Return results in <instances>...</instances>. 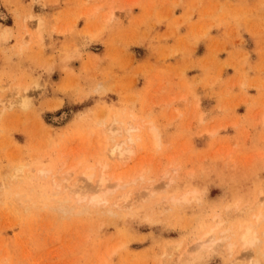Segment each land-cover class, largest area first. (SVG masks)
<instances>
[{"label": "rangeland", "instance_id": "374dc122", "mask_svg": "<svg viewBox=\"0 0 264 264\" xmlns=\"http://www.w3.org/2000/svg\"><path fill=\"white\" fill-rule=\"evenodd\" d=\"M101 172L109 201L80 202ZM248 224L264 0H0V264H264L262 234L225 251ZM211 227L230 237L197 252Z\"/></svg>", "mask_w": 264, "mask_h": 264}, {"label": "bare ground", "instance_id": "6f19581e", "mask_svg": "<svg viewBox=\"0 0 264 264\" xmlns=\"http://www.w3.org/2000/svg\"><path fill=\"white\" fill-rule=\"evenodd\" d=\"M3 29H5V28H3ZM7 29V28H6ZM5 29V30H6ZM8 30V29H7ZM2 32H3V30H2ZM6 32H9V31H6ZM4 34H5V31H4V33L2 34L1 33V37H3L4 36ZM6 36H8V35H6ZM6 36H4L3 38H5ZM7 38V37H6ZM153 132H155V131H153ZM155 134V133H154ZM157 134V133H156ZM155 134V135H156ZM158 136L159 135H156V137H157V139H158ZM129 140H131L132 141V139H131V137H130V139ZM130 141V142H131ZM129 145H130V143H129ZM129 145L127 144V146L128 147H125V146H122L120 143L119 144H117V145H115V146H113L112 147V149H111V153L113 154V155H115V156H120V157H125V155L126 154H128V153H130V151H131V149H130V147H129ZM98 163H100V162H98ZM102 163V162H101ZM101 163H100V165H101ZM101 166H103V167H105L106 165H104V164H102ZM88 167V166H87ZM91 167V166H90ZM90 167H88V168H85V169H83V171H82V174H83V178L82 179H84L85 181H92V180H94L93 178H94V170H93V168H94V166H93V168H90ZM96 167V166H95ZM100 167V166H99ZM18 170V169H17ZM96 170V169H95ZM81 174V175H82ZM98 179V178H97ZM109 176L106 174V173H104V172H101V174L99 175V179H98V181H97V183L94 185H89V183L87 182V183H85V184H78V185H75V184H77V183H75L74 185L75 186H77L76 188H72V185H71V189H70V191H72L73 193H75V194H77V198H78V200L81 202V200L83 201L84 200V203L86 202L87 204L89 203V205H94V206H98L99 204H101V203H107L108 201H109V199H108V195L110 194L109 192H110V187L112 186H110L109 185ZM79 181V180H78ZM116 184H118V185H121V183L119 182V180L116 182ZM67 185V184H66ZM74 185H73V187H74ZM61 186V185H60ZM108 186H110L109 188H108ZM65 187H67V186H65ZM94 190V191H93ZM190 193V192H189ZM188 194V193H187ZM184 196H182V197H184L183 199H187L186 197V193L185 194H183ZM182 197H181V199H182ZM59 198V197H58ZM65 198V197H64ZM176 198H178V200H180V198L179 197H176ZM63 199V198H62ZM69 200V199H68ZM173 200H175V198L173 199ZM58 202H60L59 200H57ZM64 201V200H63ZM66 201V200H65ZM64 201V202H65ZM79 201H77L76 200V202H79ZM176 201H177V199H176ZM68 202V201H67ZM74 203V202H73ZM72 203V204H73ZM69 205V203L67 204V203H60V205H59V203H58V205L59 206H61V210L60 211H63V212H70L69 210H71L72 208H73V205ZM76 206V205H75ZM227 207H228V205H227ZM73 210V209H72ZM217 217V215L215 216V218ZM217 222V221H216ZM221 222H218V224L217 225H219ZM222 224V223H221ZM213 226H215V225H213ZM212 226V227H213ZM211 227V229L206 233V236H207V239L205 240V241H208L207 243L206 242H201V241H199L198 243H200V244H196V245H199V249L197 248V246H196V248H197V252H200V251H202V250H207L208 251V249L210 248V247H213V246H216L217 244H220L221 242V238H223V240H224V238H229L230 236H228V235H226V237H221L220 239H219V237H217V239L215 238V236H216V234H215V230H214V228H212ZM217 227V226H216ZM224 229V228H223ZM229 228H227V230H228ZM241 231H237V232H233L231 229H230V231L231 232H233V233H231L229 230H228V232H230V234L232 235H234L235 237H230V241H229V243H230V245H229V248L230 249H227L226 248V246H228V245H226L225 244V251L227 252V250H231V249H233L234 247H235V245H237V243H241V245H243L244 247H246L247 248V250H248V247H254L255 245H257L259 242H261V240H262V238L260 237V235L262 234V236H264L263 235V233H259V231L253 226V225H251V224H248V225H246V226H244V227H241ZM226 230V229H225ZM225 230H223V232L225 231ZM226 230V231H227ZM234 231H236V229H233ZM222 232V231H221ZM220 231H218V233H221ZM227 234V233H226ZM221 235H223V234H221ZM219 236H220V234H219ZM205 238V237H204ZM203 238V239H204ZM226 239V240H227ZM228 241V240H227ZM223 242V241H222ZM263 242V241H262ZM211 244V245H210ZM223 244V243H222ZM221 244V245H222ZM224 246V245H223ZM262 246V245H261ZM177 247V246H176ZM175 247V248H176ZM217 247H218V245H217ZM174 248V249H175ZM178 248V247H177ZM177 248L175 249V250H177ZM196 248H195V250H196ZM208 248V249H207ZM219 248V247H218ZM217 248V249H218ZM257 248H256V246H255V250H256ZM215 250V249H214ZM221 250V249H220ZM224 250V249H223ZM223 250H221V251H223ZM250 250V249H249ZM253 250V249H252ZM258 250V249H257ZM170 251V250H169ZM172 251V250H171ZM170 251V252H171ZM194 251V250H193ZM206 251V252H207ZM175 252V251H174ZM177 252V251H176ZM187 252H188V250H187ZM190 252V251H189ZM189 252L188 253H186L187 255H188V257L190 256H193V254L192 255H190L189 254ZM192 252V251H191ZM190 252V253H191ZM195 252V251H194ZM193 252V253H194ZM197 252H195L196 254H197ZM228 252H230V251H228ZM227 252V253H228ZM203 253V252H202ZM211 253H212V251H211ZM171 254V253H170ZM195 254V255H196ZM200 253H198L197 255H199ZM262 254V253H261ZM264 254V253H263ZM184 253H183V257H184ZM194 255V256H195ZM205 254H203V256H204ZM207 255V254H206ZM181 256V259L183 258ZM192 258V257H191ZM203 259L205 258V257H202ZM192 260V259H191ZM252 262V261H251ZM185 264H187L186 262H184Z\"/></svg>", "mask_w": 264, "mask_h": 264}, {"label": "crops", "instance_id": "0c3cea01", "mask_svg": "<svg viewBox=\"0 0 264 264\" xmlns=\"http://www.w3.org/2000/svg\"><path fill=\"white\" fill-rule=\"evenodd\" d=\"M47 13H48V10H47Z\"/></svg>", "mask_w": 264, "mask_h": 264}]
</instances>
